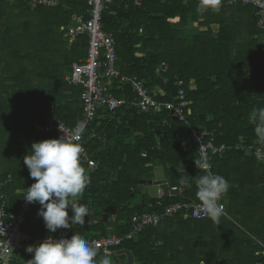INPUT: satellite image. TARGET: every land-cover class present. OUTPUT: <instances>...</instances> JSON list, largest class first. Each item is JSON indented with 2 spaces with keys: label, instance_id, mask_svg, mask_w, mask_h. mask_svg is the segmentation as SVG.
Returning <instances> with one entry per match:
<instances>
[{
  "label": "trees",
  "instance_id": "16d2710c",
  "mask_svg": "<svg viewBox=\"0 0 264 264\" xmlns=\"http://www.w3.org/2000/svg\"><path fill=\"white\" fill-rule=\"evenodd\" d=\"M0 4L8 11L0 16V193L9 196L12 210H18L17 191L34 181L24 156L30 154L33 142L55 138L37 132L33 124L52 117L75 125L82 119L81 87L68 84L65 74L74 61L85 60L88 38H65L62 27L77 16L88 17L89 6L87 0H58L55 6L37 8L21 0H0ZM198 4L199 0H113L103 10V29L115 38L121 72L145 81L162 101L176 100L173 82L181 79L190 104L187 122L168 111L144 114L125 106L111 113L99 108L86 134L88 154L98 168H84L90 183L76 201L86 205L90 214L83 226L69 228L74 234L84 238L128 234L132 217L151 210L149 203L156 200L143 196L135 205L131 193L141 180L153 178L157 164L165 167L171 186H180L177 172L187 187L184 197H163L162 205L154 208L199 201L196 179L205 173L195 165L199 157L192 132L197 127L215 131L216 143L260 141L252 121L257 110L264 109V50L258 47L262 31L256 9L222 0L219 11L200 13ZM163 61L169 66L165 83L155 72ZM119 85L114 83L108 91L117 97L130 93ZM261 164L236 149L216 156L213 171L230 185L222 199L228 216L216 222L178 214L165 220L171 226L162 236L158 226L165 221L144 228L119 249L130 250L134 264H264ZM39 208L38 202L32 204L23 227L33 243L14 251L10 264H28L33 254L26 248L41 243L49 232L37 215ZM108 210L116 218L110 224L102 219ZM64 230L54 234L61 236ZM96 250L98 257L100 249Z\"/></svg>",
  "mask_w": 264,
  "mask_h": 264
},
{
  "label": "built area",
  "instance_id": "2783aa9c",
  "mask_svg": "<svg viewBox=\"0 0 264 264\" xmlns=\"http://www.w3.org/2000/svg\"><path fill=\"white\" fill-rule=\"evenodd\" d=\"M27 2L31 8L52 7L58 4V0H21ZM113 0H87L89 10L88 17L77 16L73 23L67 27H62V34L65 38H73L80 35H86L88 44L86 48V57L83 62L74 61L71 69L65 74V80L68 84L81 87L80 101L82 107V119L85 125L81 134L77 132L75 125H68L61 120L55 118H47L42 122H35L33 127L42 135H52L59 138L65 135L70 138L78 137L76 142L82 144L83 152L80 155L81 166L90 171L98 168L97 162L88 154L86 134L91 124L98 117V110L104 107L109 112L114 113L118 109L130 106L135 108L139 113H162L170 112L178 121L187 122V109L189 100L184 89V82L176 79L173 85L176 87L175 101H162L155 98V95L147 87L142 79L135 75L123 74L117 67L116 41L112 33L103 29L102 13ZM240 2L244 5L253 6L256 9L255 17L257 27L264 35V0H226V4ZM173 20V19H172ZM174 21V20H173ZM169 66L163 61L156 68L163 82H167L164 74L168 72ZM114 83H118L128 88L130 93L117 97L108 91ZM119 85V88L121 86ZM161 95L164 93L161 91ZM215 131L197 127L193 129L192 137L198 146V157L201 164H208L209 167L204 169L205 174L213 171V161L216 156H221L232 149L240 150L253 157L257 163H264V143L261 141L254 143H246L243 139L234 145L226 143H216L214 138ZM91 135V134H90ZM89 135V136H90ZM184 172V169L182 170ZM35 181L32 182V184ZM29 185L28 187H30ZM27 187V188H28ZM177 189L180 186H170ZM26 188V189H27ZM26 189L18 190L21 194L19 198L18 210H12L9 206L6 194L0 193V264H3L5 257L16 250L22 249L24 246L33 243L30 233L23 229L26 222V215L30 212L32 204L23 198L26 195ZM158 191L162 192V190ZM172 196V195H171ZM154 203L150 202L151 210L141 214H135L132 217V228L130 232L124 236L109 235L102 237H86L85 239L96 249H100V255L97 261L103 258L107 252L110 254L112 264H122L119 261V255L116 253L126 239H132L137 236L144 228L148 226H157L161 222L172 218L175 215H183L192 219H205L200 208V202L194 200L175 201L162 206L161 209L154 206H161L162 193H159ZM225 206V216H228L227 206ZM72 229H65L61 236L48 232L46 237L50 235L59 239L61 237L70 238L73 235ZM15 250V251H16ZM259 252V251H258ZM257 252V253H258ZM259 255L263 253L260 251ZM256 264H263L258 261Z\"/></svg>",
  "mask_w": 264,
  "mask_h": 264
},
{
  "label": "clouds",
  "instance_id": "9594fccd",
  "mask_svg": "<svg viewBox=\"0 0 264 264\" xmlns=\"http://www.w3.org/2000/svg\"><path fill=\"white\" fill-rule=\"evenodd\" d=\"M221 3L222 0H199L198 10L200 13L219 11ZM252 121L259 140L264 143V109H258ZM84 128L83 122L76 126L81 135ZM77 138L62 135L33 142L30 154L23 158L30 177L35 181L26 189L23 199L28 203H39L37 215L42 217L45 228L51 233L58 229H69L73 224L83 226L85 217L90 214L86 205L72 202L75 198H83L90 183L81 166L83 146L76 142ZM195 165L204 169L209 167L198 160ZM196 186L201 211L218 222L225 214V206L221 201L229 190V182L221 175L208 172L196 179ZM26 251L33 254L28 264H112L107 252L97 261L96 248L79 234L59 239L50 235L38 245H29Z\"/></svg>",
  "mask_w": 264,
  "mask_h": 264
},
{
  "label": "water",
  "instance_id": "95a60500",
  "mask_svg": "<svg viewBox=\"0 0 264 264\" xmlns=\"http://www.w3.org/2000/svg\"><path fill=\"white\" fill-rule=\"evenodd\" d=\"M176 175L180 179V187L177 189H173L170 187L168 181H167V176L165 172V167L163 165H157L154 167V179H155V185L158 186L159 190H162V195L163 197H169L171 195H178L181 197H184L183 192L187 187V181L183 179L179 173L176 172ZM140 183H145V180H141ZM17 248H14L12 252H10L4 259L3 264H10V258L13 255V252ZM118 255H123L125 257V262L124 264H134V257L133 254L130 250L128 249H119L116 251Z\"/></svg>",
  "mask_w": 264,
  "mask_h": 264
},
{
  "label": "rangeland",
  "instance_id": "374dc122",
  "mask_svg": "<svg viewBox=\"0 0 264 264\" xmlns=\"http://www.w3.org/2000/svg\"><path fill=\"white\" fill-rule=\"evenodd\" d=\"M8 14V11L6 7H4L3 4H0V16L5 17ZM3 25V24H2ZM5 25V24H4ZM20 125H17L16 128L21 132V129L19 128ZM154 174V173H153ZM158 186L155 185V179L154 176L151 179L145 180V183H141L137 190L133 191L131 193L132 199L134 200L135 205L139 202L142 196H154L157 195L158 192ZM112 213H115L116 211L114 209H111ZM115 219V215H110L109 210L102 214V219L105 221L106 224H110L108 221ZM257 255L260 253L256 252ZM119 261L124 262L126 261L123 258V255H119Z\"/></svg>",
  "mask_w": 264,
  "mask_h": 264
},
{
  "label": "crops",
  "instance_id": "0c3cea01",
  "mask_svg": "<svg viewBox=\"0 0 264 264\" xmlns=\"http://www.w3.org/2000/svg\"><path fill=\"white\" fill-rule=\"evenodd\" d=\"M202 30H206V27H202L201 28ZM259 38H260V42H259V45H258V47H259V50H264V35H263V33H262V36L260 37L259 36ZM47 119V118H46ZM45 120V119H44ZM44 120H42V121H44ZM42 121H36V122H42ZM35 129V128H34ZM36 130V129H35ZM37 131V130H36ZM38 132V131H37ZM185 158V160H188V157H184ZM149 165H153V163H150ZM157 165H160V164H157ZM157 165H155V166H157ZM261 165H263V166H261V169H260V173L262 172V173H264V163H262ZM240 167H243L241 164L239 165ZM239 166L237 167V168H239ZM184 168H182V170H183ZM182 170L180 169V172H182ZM185 170V169H184ZM260 173L258 174V175H260ZM236 176V174H235V172H234V174H233V177H235ZM247 177H248V175H247ZM167 181H168V183H169V180L167 179ZM181 183V182H180ZM170 185V184H169ZM171 186V185H170ZM159 193H162L161 191L159 192H157V195L159 194ZM157 195H154V196H157ZM183 195H184V192H183ZM141 200H143V196L141 197V199L139 200V202L141 201ZM76 201H77V198H75V199H73L72 200V202H74V203H76ZM133 203H134V200H133ZM138 203V202H137ZM250 204H253V202H250ZM227 206V205H226ZM263 210H264V204H261V207H260V212H261V214H264V212H263ZM112 221H116V218L114 219L113 218V220H111V221H108V222H112ZM169 225L171 226V224H169L167 221H165V222H163V223H161L159 226H158V230L161 232V236L163 235V232L164 231H167L170 227H169ZM181 227H183L184 228V230H186L187 228L189 229V227H187V226H181ZM181 227H179V228H181ZM198 228H200V225H199V227ZM201 230H202V228H201ZM200 231V230H199ZM160 243V245H162V241H160L159 242ZM256 252H258V251H256ZM13 255H14V252H13ZM13 255L11 256V257H13ZM11 259V258H10ZM204 263V261H201V264H203Z\"/></svg>",
  "mask_w": 264,
  "mask_h": 264
}]
</instances>
